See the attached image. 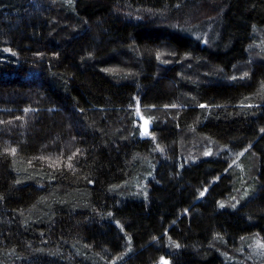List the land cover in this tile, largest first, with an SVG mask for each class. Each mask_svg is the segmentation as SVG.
I'll list each match as a JSON object with an SVG mask.
<instances>
[{"label":"trees","instance_id":"trees-1","mask_svg":"<svg viewBox=\"0 0 264 264\" xmlns=\"http://www.w3.org/2000/svg\"><path fill=\"white\" fill-rule=\"evenodd\" d=\"M260 235L264 0H0V264H255Z\"/></svg>","mask_w":264,"mask_h":264},{"label":"rangeland","instance_id":"rangeland-1","mask_svg":"<svg viewBox=\"0 0 264 264\" xmlns=\"http://www.w3.org/2000/svg\"><path fill=\"white\" fill-rule=\"evenodd\" d=\"M259 245H264V238L260 235L256 238L253 245L249 246V249L244 247L241 251V255L245 256L249 261H253L255 264H264V247ZM169 264V261L163 260V264Z\"/></svg>","mask_w":264,"mask_h":264},{"label":"snow or ice","instance_id":"snow-or-ice-1","mask_svg":"<svg viewBox=\"0 0 264 264\" xmlns=\"http://www.w3.org/2000/svg\"><path fill=\"white\" fill-rule=\"evenodd\" d=\"M137 113L139 114V108H137ZM144 124H145V126H144V130H143V132H142L141 134H142V135H149V133H148V129H147L148 121H145ZM11 151H12L13 153H15V149H12ZM206 154H210V153H206ZM70 159H71V158H70ZM68 166L71 167V164L69 163ZM205 191H206V190H205ZM203 194H204V193L202 192L201 195H203ZM221 206H223V205H221ZM259 246L264 247V245H259ZM177 247H179V245H177ZM165 264H167V262H165Z\"/></svg>","mask_w":264,"mask_h":264}]
</instances>
